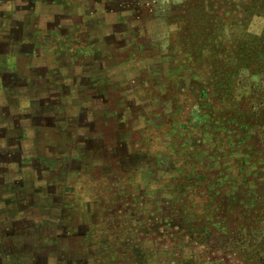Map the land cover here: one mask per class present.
Instances as JSON below:
<instances>
[{
	"label": "rangeland",
	"instance_id": "1",
	"mask_svg": "<svg viewBox=\"0 0 264 264\" xmlns=\"http://www.w3.org/2000/svg\"><path fill=\"white\" fill-rule=\"evenodd\" d=\"M0 264H264V0H0Z\"/></svg>",
	"mask_w": 264,
	"mask_h": 264
},
{
	"label": "crops",
	"instance_id": "2",
	"mask_svg": "<svg viewBox=\"0 0 264 264\" xmlns=\"http://www.w3.org/2000/svg\"><path fill=\"white\" fill-rule=\"evenodd\" d=\"M32 150L33 151H35V147H34V145H33V148H32ZM37 157V156H36ZM22 159V158H21ZM51 160V163H53L54 162V160H52V159H50ZM34 161H39V159L38 158H34Z\"/></svg>",
	"mask_w": 264,
	"mask_h": 264
}]
</instances>
